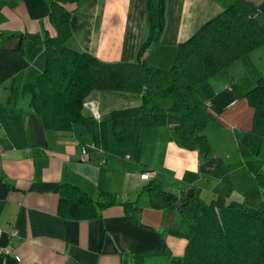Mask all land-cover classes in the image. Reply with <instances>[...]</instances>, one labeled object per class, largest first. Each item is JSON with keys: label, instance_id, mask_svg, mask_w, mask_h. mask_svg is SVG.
<instances>
[{"label": "crops", "instance_id": "1", "mask_svg": "<svg viewBox=\"0 0 264 264\" xmlns=\"http://www.w3.org/2000/svg\"><path fill=\"white\" fill-rule=\"evenodd\" d=\"M51 1L0 0V33L5 36L0 43V245H10L19 256L0 257V264H177L188 239L170 230L188 233L195 208L188 212L153 208L146 195L140 196L151 180L178 196L192 189L206 202L223 196L244 212L264 215L256 172L248 169L238 151L239 139L253 127L254 108L246 94L264 77V48L196 88L221 126L206 130L212 146L207 156L195 150L198 171H184L178 179L170 170L184 155L169 147L174 142L183 148L174 138L175 120L144 128L139 146L128 150L116 147L110 127L107 150L97 147L94 135L81 125L71 131L44 127L24 85L44 71L46 35L58 34L50 21ZM247 1L256 6L252 17L264 25V0ZM165 3L164 31L145 55L160 69H169L178 46L224 11L217 0ZM59 19L68 21L72 31L66 46L106 63H134L149 30L147 0L70 1ZM90 99L99 104L102 116L141 103V95L129 93L95 92ZM155 102L167 108L172 99ZM145 171L150 172L149 180L140 178ZM256 171H264V142ZM62 183L80 186L94 200L105 191L138 201L141 221L130 219L121 205L93 219H65L58 214Z\"/></svg>", "mask_w": 264, "mask_h": 264}, {"label": "trees", "instance_id": "2", "mask_svg": "<svg viewBox=\"0 0 264 264\" xmlns=\"http://www.w3.org/2000/svg\"><path fill=\"white\" fill-rule=\"evenodd\" d=\"M79 0H52L50 21L58 34L45 37L46 63L34 82L24 85L31 105L47 130L71 131L83 126L104 150L109 145V127L116 147L139 146L144 128L160 127L175 120L176 143L207 156L212 146L208 127L220 128L196 88L238 59L264 48V25L252 17L256 6L247 0H217L224 11L208 21L190 39L178 46L169 69L152 66L146 52L160 40L165 26V0H147L149 30L134 63H106L95 56L66 46L72 31L68 21L59 19L64 4ZM5 36L0 33V43ZM95 92L141 95L138 106L111 110L97 121L86 112L85 102ZM156 98L172 99L170 107L156 104ZM246 98L254 108L253 127L238 141V151L264 198V171H256V158L264 142V77L257 80ZM58 214L70 220L99 217L112 206L124 207L127 216L140 223L142 207L138 201L123 200L117 193L101 191L96 200L80 186L62 183ZM150 205L166 212L183 210L196 201L184 257L177 264H264V215L244 212L223 196L210 202L178 196L151 180L140 193ZM181 202V207L178 203Z\"/></svg>", "mask_w": 264, "mask_h": 264}, {"label": "clouds", "instance_id": "3", "mask_svg": "<svg viewBox=\"0 0 264 264\" xmlns=\"http://www.w3.org/2000/svg\"><path fill=\"white\" fill-rule=\"evenodd\" d=\"M93 118L99 121L101 119V114L99 107H93L91 109ZM169 147L175 149L177 153H183V156L177 157V166L171 168V171H174L178 179L183 178L184 171H191L193 173L198 171V152L195 150H189L187 148H178L174 142L169 143ZM148 177L145 176L144 179Z\"/></svg>", "mask_w": 264, "mask_h": 264}, {"label": "built area", "instance_id": "4", "mask_svg": "<svg viewBox=\"0 0 264 264\" xmlns=\"http://www.w3.org/2000/svg\"><path fill=\"white\" fill-rule=\"evenodd\" d=\"M96 106L99 107V104L94 100L90 99L87 102H85V109L88 110L90 115H92L91 109L93 107H96ZM99 111H100L101 118H102V112L100 110V107H99ZM82 155H83V158H85V159L88 158V153H87L86 147L82 148ZM145 176H147L148 178L144 179ZM140 178L142 180H149L150 179V172L145 171V172L141 173ZM2 232H3L2 229H0V236L2 235ZM14 233H16V231ZM13 256L15 259L19 260V256H17L16 254L14 255V250L10 245H0V257H13Z\"/></svg>", "mask_w": 264, "mask_h": 264}, {"label": "rangeland", "instance_id": "5", "mask_svg": "<svg viewBox=\"0 0 264 264\" xmlns=\"http://www.w3.org/2000/svg\"><path fill=\"white\" fill-rule=\"evenodd\" d=\"M196 202V201H195ZM194 201H192L190 204H189V206L188 207H186V208H184V210L186 211V212H188V211H190V210H194V208H195V205H196V203H195Z\"/></svg>", "mask_w": 264, "mask_h": 264}, {"label": "water", "instance_id": "6", "mask_svg": "<svg viewBox=\"0 0 264 264\" xmlns=\"http://www.w3.org/2000/svg\"><path fill=\"white\" fill-rule=\"evenodd\" d=\"M187 195H188L189 197H191V196L193 195L192 189H189ZM181 205H182V203L179 202V203H178V206L181 207Z\"/></svg>", "mask_w": 264, "mask_h": 264}]
</instances>
